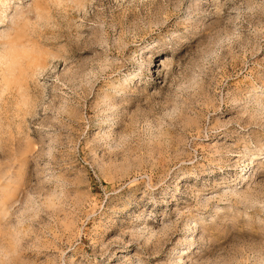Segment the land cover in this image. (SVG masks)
I'll return each mask as SVG.
<instances>
[{
    "label": "rangeland",
    "instance_id": "374dc122",
    "mask_svg": "<svg viewBox=\"0 0 264 264\" xmlns=\"http://www.w3.org/2000/svg\"><path fill=\"white\" fill-rule=\"evenodd\" d=\"M0 264H264V0H0Z\"/></svg>",
    "mask_w": 264,
    "mask_h": 264
}]
</instances>
